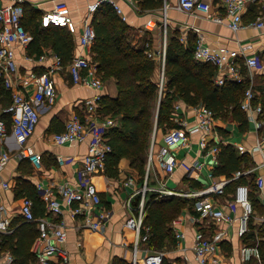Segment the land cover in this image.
<instances>
[{"label": "built area", "instance_id": "1", "mask_svg": "<svg viewBox=\"0 0 264 264\" xmlns=\"http://www.w3.org/2000/svg\"><path fill=\"white\" fill-rule=\"evenodd\" d=\"M24 0H15L12 4H5L0 0V88L8 91L10 94L9 104H1L2 94L0 93V140L5 139L9 133H12L19 145V156L27 158L35 166H41L39 153L35 152L28 145V140L34 133L39 122L41 108L45 104H53L58 97V89L55 75L59 71L67 68L75 84L85 85L97 90L103 87L101 78L97 75V68L91 62L86 54L74 56L71 61L65 65L61 56L53 50H47L40 55H26L29 62L41 61L47 62V70L38 73L30 70L25 74L19 72V63L16 58L15 46L19 45L28 49L34 40V35L24 25ZM109 3L119 13L123 20L126 19L122 8L114 0H95L89 4V14H94L103 4ZM262 4L260 15L254 22L249 24L244 22L243 15L249 4ZM225 8V14L213 15L210 12V5L204 0H178V9L185 13L200 11L206 14L211 20L223 23L225 20L230 29L234 31L247 27H255L258 30L264 29V0H222ZM166 17L163 20V27L166 32ZM148 22L147 24H149ZM145 24V30L150 27ZM43 27L60 26L66 27L72 33L77 31V23L71 15L69 4L65 0H54V6L46 11L41 19ZM79 41L83 48L91 49L95 38L96 30L91 21L85 18L82 21ZM192 29L197 34V41L194 47L193 56L196 61L210 63L217 67L218 72H225L216 78L217 85H223L227 80L243 82L246 77L243 72V65L248 67L252 75L255 70L264 71V62L258 55L240 53L236 50L219 51L210 48L204 43L202 34L198 28ZM186 33L181 37L186 42ZM146 54L154 59L161 61L160 88L163 89L165 80V57L167 50V35L164 34V40L159 49L155 50L150 44L145 43ZM239 57L244 60L239 61ZM17 78L20 83L17 84ZM32 88V92L29 90ZM257 92L254 83H251L245 91L241 101V108L248 115L250 125L254 126L256 132L261 136L257 139V149L261 152L264 143V111L260 103H255ZM101 104V96L96 95L86 101L88 112H95ZM197 120L195 125L188 126L184 120H178V127L171 128L163 135V143L158 151V161L163 171L172 174L179 167L187 171H200L203 164L200 162L189 163L185 160H178L175 149L180 146H186L190 143L191 135L199 134V146L201 152H212L217 155L220 152L218 144H211L208 136L216 132V119L211 109L205 105L195 107ZM118 126V120L112 116H107L104 120L92 119L83 121L79 118L71 119L66 123L64 130L56 132L52 140L60 145H73L82 141H88L87 153L84 156L83 166L79 171V181L76 186L69 184H60L56 188L41 189V199L45 206V214L37 216L34 212V201L30 197H24L21 205L22 214L27 222H35L37 226V235L35 236L31 252L35 255V264H54L58 260L60 264H66L69 260V252L66 248L68 232L65 223L58 221L63 212L60 201L67 204L71 212L82 218L83 226L90 230L100 231L104 229L110 216L109 212L102 206V197L94 177L106 168L107 160L112 152V145L109 142V130ZM240 152L247 151L242 144L237 145ZM10 154L7 151L0 153V173L6 163L10 160ZM63 163L65 160L60 157ZM264 168L263 162L254 164L251 167L243 168L234 172L230 178L220 177L202 188H190L186 190H177L167 187L161 183L158 187H151L146 182L137 187L133 178L124 182L125 186L131 187L132 197L141 195V199L134 208L133 214L127 218L125 226L134 232V250L131 259L132 264H164L166 252L163 250H153L146 248L142 251L141 246L149 241L151 236L150 227L145 224L147 213L146 193L154 191L159 198L183 197L193 200V209L198 213L193 217L196 225L193 251L198 264H221L219 252L221 250L222 240L226 236V231L215 228L211 236H207L204 231L205 223L220 222L232 224L238 223V234L245 237L252 230V224L255 222L257 229L255 237L251 241H245L241 248V259L246 262L253 256L260 259V264H264V258L259 249V243L263 236L259 235L260 230H264V175L260 169ZM255 177L256 195L261 201L263 212L259 214L253 204L251 187L247 183L239 182L234 190L226 192L228 184L232 181H238L241 178ZM8 182H2L0 185V196L2 190L9 188ZM228 194L222 205L219 197ZM128 206L132 209L129 202ZM226 207V208H225ZM0 209H3L0 206ZM228 209V210H226ZM181 224V218L178 217L172 221V228L175 231L177 240H182L184 234L178 230ZM259 227V228H258ZM11 228L9 218L0 217V231L8 232ZM2 241L0 239V257L2 255ZM142 253V255H140ZM13 262V256H7V263Z\"/></svg>", "mask_w": 264, "mask_h": 264}, {"label": "crops", "instance_id": "2", "mask_svg": "<svg viewBox=\"0 0 264 264\" xmlns=\"http://www.w3.org/2000/svg\"><path fill=\"white\" fill-rule=\"evenodd\" d=\"M3 1L5 4L15 2V0ZM65 1L69 4L71 15L77 23L74 56L86 54L91 60L92 48L90 50L83 48L79 37L82 21L87 18L92 22L95 13L89 14L88 6L95 0ZM114 1L119 4L126 16L123 21L130 26L127 36L133 46L142 47L146 42H150V47L157 50L162 45L165 33L167 38L175 32L181 34L180 40L184 33H186V37L192 33L197 38L193 27L199 29L204 43L212 49L219 51L236 50L248 55L255 54L259 56L261 61H264V29L258 30L251 26L234 31L229 28L226 20L223 23H218L211 20L203 12L185 13L179 10L178 0H161L159 7H149V0ZM204 1L210 5L211 14L221 16L225 14L222 0ZM23 4L25 8L24 25L32 34L39 33L41 39H39L38 44L32 42L28 49L19 45L15 46L19 72L25 74L34 70L42 73L47 70V62L38 60L29 62L25 57L28 53L38 56L47 50H53L51 44H46L43 41V34L48 28L41 25V19L46 11L53 8L54 0H24ZM106 4L110 5L109 3ZM261 10V3L249 4L243 15L244 22L247 24L254 22ZM116 13L119 15L117 11ZM164 17H166V32L163 27ZM148 22L150 23L147 24ZM145 24L150 27L149 30H145ZM37 48L40 49L37 50ZM243 60L242 57H239L240 62ZM243 70L246 74L245 77L249 78V82L251 83L252 80L254 83L257 95L262 94L264 92V71L255 70L251 75L246 65H243ZM223 73L225 72L219 71L216 78ZM97 75L103 82V87L100 90L75 84L67 68L55 75L58 97L53 104H45L41 108L39 122L28 140V145L40 155V167L35 166L27 158L19 156V145L12 133L0 140V153L7 151L11 156L0 173V185L2 182H8L10 185L9 188L2 190L0 196V206L3 207L0 209V217H7L11 220L10 230L8 232L0 231V239L3 244L0 264L7 263L9 254L13 256L11 264H35L36 262L35 257L32 259H28V257L32 240L37 235L38 230L35 222H27L24 219L21 208L23 198L28 197V195L38 197V201H35L34 204V212L36 215H44L43 207L45 206H43L44 203L41 199L40 185L43 188H56L60 184L72 186L78 184L79 171L87 153L88 141L73 145H60L52 140V136L54 133L64 130L66 123L71 119L79 118L86 121L95 118L104 120L107 116H112L103 109L102 103L96 113L88 112L85 106L86 101L96 95H100L101 98L102 96H109L110 98L118 96L119 90L116 80L113 78L103 80L100 74L97 73ZM16 83H20V78H17ZM31 92L32 88L29 90V93ZM0 93L2 94L1 104L3 106L9 104V92L0 88ZM195 107L187 105L182 100L178 101L175 105V111L171 115V120L175 123H178V120H184L190 127L195 125L197 120ZM114 118L118 120L119 125V119ZM215 124L216 132L208 136L211 144H232L236 148L237 145L242 144L247 150L245 152L252 156L253 164L251 166L263 162L264 143L261 152L257 149V139L261 136V132H256L253 125L249 123L248 128L242 131L238 123L233 120L216 119ZM222 130L224 132H221ZM163 135L164 131L157 132V128H155L153 138L151 137L143 178L129 156H122L119 159L116 166L117 173H108L106 165L105 170L94 177L102 197V207L110 214L104 229L95 231L83 226L81 216L73 214L69 206L62 200L60 201L63 212L56 220L63 221L68 232L66 248L69 252V260L66 264H132L134 232L125 226V222L131 213L133 214V207L137 208L141 195L131 198L133 189L124 185L127 179L133 178L137 187H141L145 182L151 187H158L164 183L172 189L186 190L202 188L210 184L213 179L218 180L222 177L214 174L218 166V156L209 151L201 152L198 143L199 134L191 135L190 143L176 148L174 152L180 161L185 160L191 164L196 161L202 163V169L200 171H187L185 168L179 167L172 174L163 171L158 161V151L163 143ZM60 157L65 160L63 163L60 161ZM260 173L264 175V168L260 169ZM234 188L230 189L229 192L233 191ZM153 193L156 192H147L145 198L148 200ZM228 194L219 197L220 201L223 202L222 205H224V200L228 198ZM129 202L132 209L128 206ZM259 203L261 204L260 200ZM196 215L198 213L195 212L192 204V207L184 208L181 214L176 217L181 218L178 230L184 234L182 240H177L171 222L170 227L175 234L177 243L174 247L169 246L162 249L166 252V260L169 263L198 264L193 251L196 225H198L193 221V217ZM205 226L204 231L207 236H211L216 227L226 231L218 254L221 264H260V259L255 256L246 262L241 259L240 251L245 238L239 236L237 222L229 224L224 221H213L205 223ZM257 226L253 222L252 231L254 233ZM261 231H259V235L263 236L262 240H264V234L262 235ZM250 243H254V240H251ZM146 248H150L146 243L141 246L142 251ZM54 264H60V262L55 259Z\"/></svg>", "mask_w": 264, "mask_h": 264}, {"label": "trees", "instance_id": "3", "mask_svg": "<svg viewBox=\"0 0 264 264\" xmlns=\"http://www.w3.org/2000/svg\"><path fill=\"white\" fill-rule=\"evenodd\" d=\"M149 1V7L161 5V0ZM91 23L96 30L91 61L96 65L97 73L103 80L110 78L116 80L119 90L116 98L109 96L101 98V106L107 114L117 117L120 121V126L112 128L108 134L113 148L106 164L108 173H117L119 159L122 156H129L141 177H144L153 131L157 128V132L161 130L165 133L179 126L171 120V115L180 100L190 106L205 105L213 111L215 119L236 121L242 131L248 128V115L242 110L241 101L250 85L249 78L243 82L227 80L223 85H217V67L194 59L193 51L197 38L192 33L188 34L186 42L180 40L181 34L178 32L167 38L165 80L161 90L159 73L161 61L149 57L145 45L136 47L131 44L127 36L130 26L116 13L113 6L105 4L99 8ZM47 28L45 30L49 37L47 43L51 44L53 51L61 56L67 65L74 56L75 34L66 27ZM40 37L39 33H36L33 42L38 44ZM243 72L245 74L244 70ZM157 99L159 107L155 117L154 104ZM255 103L262 104L264 111V92L257 95ZM219 146L218 166L214 171L216 176L230 178L237 170L251 167L253 164L252 156L248 152L239 153L232 144ZM239 182L250 185L254 207L257 212L262 213V204L256 195L254 176L230 182L226 192L228 193ZM28 197L34 204L38 201L36 196ZM146 202L147 213L144 222L151 231L146 245L153 250L174 247L177 241L170 224L184 208L192 207L193 200L183 197L159 198L157 193H153ZM261 234H264V230ZM254 237L255 233L251 230L244 238L245 241H251ZM259 249L264 258V240L260 241ZM34 257L30 251L28 259ZM164 264L169 262L165 259Z\"/></svg>", "mask_w": 264, "mask_h": 264}, {"label": "rangeland", "instance_id": "4", "mask_svg": "<svg viewBox=\"0 0 264 264\" xmlns=\"http://www.w3.org/2000/svg\"><path fill=\"white\" fill-rule=\"evenodd\" d=\"M43 38H44V42H45L46 44H48L47 42L49 41V37H48V35L46 34V32L43 34ZM263 62H264V61H263ZM159 73H161V71H160ZM158 102H159V100L157 99V101H156L155 104H154L155 117H157V111H158V107H159ZM154 130H155V129H154ZM153 133H154V131H153ZM152 138H153V134H152ZM169 264H172V263H169Z\"/></svg>", "mask_w": 264, "mask_h": 264}]
</instances>
